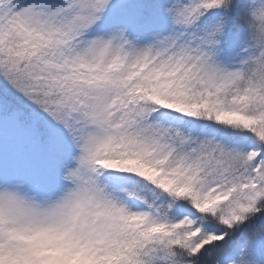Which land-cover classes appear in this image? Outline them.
<instances>
[{"label": "snow or ice", "instance_id": "obj_1", "mask_svg": "<svg viewBox=\"0 0 264 264\" xmlns=\"http://www.w3.org/2000/svg\"><path fill=\"white\" fill-rule=\"evenodd\" d=\"M0 264H264V0H0Z\"/></svg>", "mask_w": 264, "mask_h": 264}]
</instances>
